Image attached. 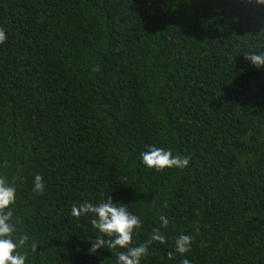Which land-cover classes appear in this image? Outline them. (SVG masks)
Returning <instances> with one entry per match:
<instances>
[{"label":"trees","instance_id":"trees-1","mask_svg":"<svg viewBox=\"0 0 264 264\" xmlns=\"http://www.w3.org/2000/svg\"><path fill=\"white\" fill-rule=\"evenodd\" d=\"M0 264H264V0H0Z\"/></svg>","mask_w":264,"mask_h":264}]
</instances>
